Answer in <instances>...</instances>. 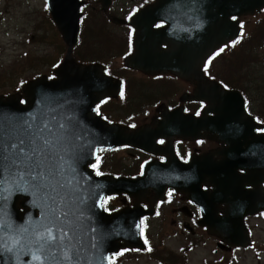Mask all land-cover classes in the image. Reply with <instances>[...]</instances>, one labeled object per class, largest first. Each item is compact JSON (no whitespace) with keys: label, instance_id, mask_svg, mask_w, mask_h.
<instances>
[{"label":"water","instance_id":"water-1","mask_svg":"<svg viewBox=\"0 0 264 264\" xmlns=\"http://www.w3.org/2000/svg\"><path fill=\"white\" fill-rule=\"evenodd\" d=\"M161 3H164L165 7H162ZM46 5L52 22L68 50L65 60L53 71L57 76L56 80L48 82L46 77H39L22 87L24 105L20 104L21 95L15 94L6 99L0 97V169L3 177L8 179L4 181L3 188L0 184V264H41V261L32 260L33 252L38 250L33 245L42 240L44 248L45 243L58 240L61 234L66 242L67 258L64 264H81L80 261L73 263L72 258L81 256L79 244L91 240L92 237L100 259H93L89 254L85 256L84 264H108L110 253H117L120 247H130V242L136 245L138 225L126 224L121 228L117 223H109L106 225L113 227L110 234L102 229H88L87 225L80 223V219L91 203L97 204V199L82 197V190H78L76 183H73L74 189L63 191L62 196L58 194L56 201L53 195H57V192L49 189L47 181L51 176L44 168L50 161L71 163V158L79 157L81 153H86L85 157L90 156L88 153L105 145L100 139V134L98 142L88 150L85 145L62 140V133L58 130L66 125V118L71 124L79 121L80 110L77 105L81 104L80 88L86 86L83 81L88 79H85L87 73L95 72L99 84L109 81L99 74V66H79L68 59L70 49L76 43L78 20L81 16L78 10L81 3L77 0H46ZM262 7L264 0H158L157 5L144 9L133 19L132 24L137 29L136 53L126 61V65L148 75L169 72L183 79L193 75L195 80H202L203 62L221 45L238 37L239 29L230 18L253 14ZM159 20L167 22L168 27L153 31V24ZM161 44L167 45L168 49L162 50ZM137 57L140 58V63L135 61ZM202 81L204 86L195 91L192 99L206 102L208 109L203 112L201 118L195 120L196 132L198 134L199 128L211 124L205 116L211 113L214 115L211 118L214 123L224 122L220 129L227 130L224 136L231 139L229 161L224 160L219 165H203L207 166L208 170L217 168L208 174V182L215 187V191L219 192V187H224L225 181L229 192L238 200L235 206L238 209L236 213L239 214L238 223L229 224L228 228L238 230L242 237L239 242L231 236L232 241H226L227 244L247 247L248 238L241 220L247 214L256 212L249 209L250 200L261 202L264 196V191L260 188V183L264 181V134L253 135V129L260 126L254 124L244 113L243 103L237 92L224 91L214 81ZM111 87L113 88L109 90L110 94L107 92V96L117 91V84ZM96 90H99L97 95L91 94ZM104 94L103 86L99 89L90 87L88 90L90 99L95 101L101 99ZM34 116L35 120L37 119V129L39 119L43 121V136L39 134L36 137V161L41 164L39 163L36 174L31 175L28 172V144L29 127ZM100 127L104 128L102 123ZM19 144L26 148V154L21 158L17 156L18 150L22 149ZM142 147L145 149L143 145ZM247 160L254 161L257 167H243L247 170L246 176H238L236 169L240 167L239 163ZM6 163H10L15 171L1 168ZM61 172L62 170H58L55 176L58 177ZM199 177L203 180L207 176L200 174ZM141 181L142 179L111 180L113 187L126 182L130 185L140 184ZM243 185L251 186L253 190L247 191ZM101 191L103 194L112 193V190ZM86 193L84 192V195ZM18 199L21 201L22 211L16 207ZM198 202L204 206L206 197L203 196ZM208 205L210 209L213 204ZM41 206L50 210L44 213V216H47L45 223L44 219L41 220ZM240 210L247 214H240ZM260 210H264V206ZM36 211L39 215L35 214ZM54 212H57L55 217L65 218L58 226H51L50 223L49 217ZM125 216L126 212H120L112 215V219L117 220ZM205 225L209 226L211 233L220 235L214 231L213 225ZM118 240H123L124 243L117 244Z\"/></svg>","mask_w":264,"mask_h":264},{"label":"flooded vegetation","instance_id":"flooded-vegetation-1","mask_svg":"<svg viewBox=\"0 0 264 264\" xmlns=\"http://www.w3.org/2000/svg\"><path fill=\"white\" fill-rule=\"evenodd\" d=\"M81 1L84 5L81 7L82 16L76 49L83 47L85 36L87 39L92 38L90 34L95 28L94 22H98L96 16H101L104 25L107 23L113 27L112 30L120 29V39L123 38L124 43L118 56L99 57L97 53L75 56L77 64L103 66L104 73L112 78L111 84H114L115 80H119L120 84V90L114 98L105 99L92 107L81 108L86 111L83 120L88 126L85 131H82L85 133L82 140L89 139L90 131L93 139L94 127L96 123L99 125L102 121L108 125L125 128L126 130H121L124 135H136L133 137L137 138L136 142H141L145 144V148L153 150V152H147L125 145L112 150L98 151L96 158L85 167L92 176L135 179L148 175L150 177L148 182H156L151 186H141L127 193L104 197L101 204L103 210L107 213H115L123 209L131 210L135 207L138 209L142 214L139 219L140 235L146 245V249L140 252L143 254L142 257L148 256V264H183L188 262L190 255L199 246H212L210 249L212 255L213 251L218 250L222 239L208 235L207 230L200 225L202 220L206 221V217L202 209L194 202L193 197L196 189V162L220 164L227 157L231 139L223 135L224 129H220L224 122L213 124L211 118L214 115L211 113L205 115L211 124L205 125L198 134L196 132L195 120L206 112L208 104L182 98L193 96L198 87L204 86L203 81L195 80L193 75L181 80L169 74L149 77L131 71L124 65L127 56L135 52L134 42L137 30L132 25V19L139 11L153 5L156 0ZM263 12L264 9L261 10V13ZM243 19L245 18H240V24ZM163 27L165 24L158 23L153 28ZM115 65L119 67L116 68ZM127 73L139 74L151 79L164 78L171 82L184 81L187 88L178 96L174 94L171 99L165 98L152 105L151 109L143 110V115L135 116L131 112L132 105L128 101L129 77H125ZM203 76L211 79L207 74ZM48 78L53 79L54 76L51 75ZM244 102L246 111L254 122L264 126V119L257 116L254 107L245 97ZM90 125L92 128L89 127ZM136 130L141 131L139 134H134ZM253 132L254 134L264 133V127L260 130L254 129ZM237 174L243 175L245 172L238 169ZM199 187L207 193L212 191L206 179L199 184ZM215 212L219 218H225L227 207L221 204ZM178 242L182 243L175 246ZM52 250L54 251V243H52ZM130 251L126 250L120 256L112 258L111 264L129 262ZM232 251L233 249L226 248L220 253ZM132 252L138 254L136 251ZM131 261L135 264L138 262Z\"/></svg>","mask_w":264,"mask_h":264},{"label":"rangeland","instance_id":"rangeland-1","mask_svg":"<svg viewBox=\"0 0 264 264\" xmlns=\"http://www.w3.org/2000/svg\"><path fill=\"white\" fill-rule=\"evenodd\" d=\"M45 10V0H0L1 91L9 92L19 79L21 82L40 74H48L59 55L65 54V46L61 44L57 31L48 21ZM263 19V15L252 20L246 19L245 31L251 34L263 31L264 24L259 23ZM96 20L98 22H94L95 28L90 34L92 38L87 39L85 36L83 47L76 49L74 55L97 53L99 57L118 56L124 47L123 38L120 39V29L112 30L113 27L107 23L104 25L101 16H96ZM228 53L226 51L223 58L215 61L216 75H213L248 92L255 111L264 118V83L261 81L264 75V59L261 57L264 56V49H258L255 55L250 51L244 54L240 49L235 50L232 55ZM115 67L118 68L119 65ZM211 70L213 73V69ZM132 74L127 73L125 77H129L128 101L135 116L143 115V110L151 109L152 105L165 98L171 99L174 94L178 96L187 88L184 81H156ZM248 227L251 235L250 248L236 251L233 255L234 264H264V220L253 219L249 221ZM179 243L182 242L175 246ZM211 247L199 246L191 255V264H200L202 258L212 260L221 255L228 256V252L214 253L211 256ZM147 259L148 256L140 257L136 264H148ZM126 264L135 263L129 260Z\"/></svg>","mask_w":264,"mask_h":264},{"label":"trees","instance_id":"trees-1","mask_svg":"<svg viewBox=\"0 0 264 264\" xmlns=\"http://www.w3.org/2000/svg\"><path fill=\"white\" fill-rule=\"evenodd\" d=\"M6 2H8V0H6ZM260 23L264 24V22H260ZM263 31L260 30L254 34L250 33V34L243 35V38L238 42V46L235 49H231L229 51V55L234 54L235 50L237 51L238 49L242 50V52L244 51V54L246 53V51H250L252 55H255L258 49H264V32ZM223 56H224V54H222L221 52L218 53V57L221 58ZM261 57L264 59L263 55H261ZM211 66L214 67L213 64H211ZM214 72H215V70H214ZM261 81H262V83H264V75L261 77ZM229 86H231V85H229ZM232 87H234V86H232ZM234 88H236V87H234ZM244 93H247V95H249L248 92L244 91Z\"/></svg>","mask_w":264,"mask_h":264}]
</instances>
